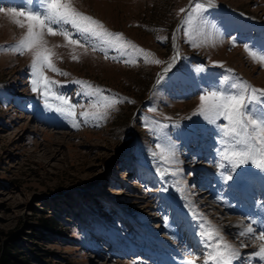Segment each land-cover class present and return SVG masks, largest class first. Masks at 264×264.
Instances as JSON below:
<instances>
[{
    "label": "rangeland",
    "instance_id": "1",
    "mask_svg": "<svg viewBox=\"0 0 264 264\" xmlns=\"http://www.w3.org/2000/svg\"><path fill=\"white\" fill-rule=\"evenodd\" d=\"M74 3L163 63H145L130 48L122 53L73 30L87 54L77 47L80 59L74 61L71 47L56 48V66L68 75L46 70L60 82L54 91L76 105V116L69 117L31 91V53L0 51V248L16 243L18 257L29 264H181L190 254L201 256L202 264L198 232L207 219L237 247L248 245L234 264H264L248 260L258 243L238 236L251 220L257 232L264 229V170L241 165L225 182L227 168L214 166L222 147L217 125L194 115L205 89H227L236 79L264 89V66L243 47L264 52V0H214L198 48L184 35L180 9L189 0ZM0 7L42 10L41 0H0ZM24 31L0 13V47L13 45ZM46 38L50 46L64 44L63 37ZM176 42L180 57L165 73ZM77 80L103 91L89 95L92 90ZM103 96L121 102L105 110ZM49 104L54 109L59 101L50 98ZM84 111L95 115L85 118ZM165 137L175 143L179 163L153 156L157 143L167 145ZM168 168L178 174L161 176ZM39 217L55 219L56 231L40 229Z\"/></svg>",
    "mask_w": 264,
    "mask_h": 264
},
{
    "label": "snow or ice",
    "instance_id": "2",
    "mask_svg": "<svg viewBox=\"0 0 264 264\" xmlns=\"http://www.w3.org/2000/svg\"><path fill=\"white\" fill-rule=\"evenodd\" d=\"M29 3H31V0H29ZM212 6H214V0H203V2L201 0H189V7L180 9L181 13H186L183 21L184 35L193 48L202 46L197 43V37L200 34V26L207 24L204 13ZM41 8L42 10L36 11L31 8L18 10L16 7H0V13L6 14L11 18L14 25L25 30L13 45L0 47V51L19 55L31 53V91L39 93L44 98L45 107L50 110L69 117L76 116V105H73L69 98L54 91V86L60 84V82L46 74L47 70L61 76L68 75L56 66L54 58L60 59L55 51L56 48L71 47V58L74 61L80 59L79 55L75 54L77 47L84 48V54H87L88 49L80 39L74 38L73 30L85 39L98 40L103 45L115 48L122 53L130 48L139 56H142L145 63H163L161 60L154 58V54L150 51L127 40L123 33L109 30L99 19L80 11L75 6L74 0H41ZM21 17L23 19H20ZM49 36L63 37L64 44L50 46L46 38ZM157 39L161 38L157 37ZM173 39H175V36H173ZM231 43L233 47L237 46L234 40ZM243 47L254 63L264 66V52H257L247 44ZM97 50L96 45H92V51ZM99 51L105 52V48L100 47ZM179 57L180 53L177 50L171 58L172 62L168 63L164 69L165 73L172 68L173 63ZM108 58L105 53V59ZM112 59L115 60L116 57H112ZM123 62L134 64L136 61L124 60ZM228 71L231 73L233 70L228 69ZM162 79L163 76L157 80V83H160ZM228 80V77L224 78L225 83H228ZM73 82L91 89L92 92L88 93L89 95L101 94L103 91L84 81L77 80ZM50 98L59 101L54 109L49 104ZM102 99L104 101L102 107L105 110L115 108L121 102L115 97L103 96ZM100 106L96 103L90 105L92 108ZM253 106H259L261 110H264V89H258L242 79L233 80L227 89H205L199 95V104L194 115H199L208 123L217 125L220 134L218 143L222 147L217 149L218 161L214 166L218 169L227 168V175L221 172L225 182L234 179L232 172L241 165L250 163L256 168L264 170V117L254 115L253 113L257 109ZM149 111H154V109H149ZM80 115L87 118L89 115H95V113L84 111ZM166 119L170 118L166 117ZM218 121H221V123L217 124ZM176 126L178 127V125ZM73 127L78 128L79 124L74 121ZM160 127L165 129L168 128V125L163 124ZM165 139L168 141L167 145L157 143L156 148L159 153L153 152V156L159 154L163 162L179 163L176 160L175 143L168 137H165ZM167 174L177 175L178 172L172 171L170 168L160 172L161 176ZM176 183L180 185L181 181ZM177 191L183 192L185 189L184 187H177ZM195 214L202 215L200 213ZM255 224L256 221L251 220L238 232V236L248 238L252 244L258 243V249L248 256L249 262L253 259L264 262V229L257 232V229L253 227ZM199 229L198 235L205 248L202 264H234V261L241 257L240 248L248 246L242 241L240 246L237 247L226 238L221 228L210 220H201ZM200 261L201 256L190 254L187 259L181 261V264H198Z\"/></svg>",
    "mask_w": 264,
    "mask_h": 264
},
{
    "label": "trees",
    "instance_id": "3",
    "mask_svg": "<svg viewBox=\"0 0 264 264\" xmlns=\"http://www.w3.org/2000/svg\"><path fill=\"white\" fill-rule=\"evenodd\" d=\"M54 220L55 219L53 218L49 219L45 217H39V228L47 232L56 231V223ZM16 246V243H11L9 246L0 248V264H29L27 263L28 261L26 262V260H22L18 257L19 251L17 250L18 247Z\"/></svg>",
    "mask_w": 264,
    "mask_h": 264
},
{
    "label": "bare ground",
    "instance_id": "4",
    "mask_svg": "<svg viewBox=\"0 0 264 264\" xmlns=\"http://www.w3.org/2000/svg\"><path fill=\"white\" fill-rule=\"evenodd\" d=\"M176 50H178V44H177V42H176ZM177 61H178V59L173 63V65H176V64H177ZM171 62H172V61L170 60V63H171ZM243 187H244V186H243ZM243 187H242V188H243ZM248 187H249V186L246 185V186L244 187V189H246V188L249 189ZM242 190H243V189H242ZM244 193H245V192H244ZM247 193H248V192H247Z\"/></svg>",
    "mask_w": 264,
    "mask_h": 264
}]
</instances>
